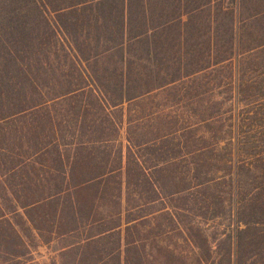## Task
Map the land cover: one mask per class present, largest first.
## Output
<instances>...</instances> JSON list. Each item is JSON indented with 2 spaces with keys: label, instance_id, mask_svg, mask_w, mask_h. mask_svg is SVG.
Here are the masks:
<instances>
[{
  "label": "trees",
  "instance_id": "obj_1",
  "mask_svg": "<svg viewBox=\"0 0 264 264\" xmlns=\"http://www.w3.org/2000/svg\"><path fill=\"white\" fill-rule=\"evenodd\" d=\"M0 264H264V0H0Z\"/></svg>",
  "mask_w": 264,
  "mask_h": 264
},
{
  "label": "rangeland",
  "instance_id": "obj_2",
  "mask_svg": "<svg viewBox=\"0 0 264 264\" xmlns=\"http://www.w3.org/2000/svg\"><path fill=\"white\" fill-rule=\"evenodd\" d=\"M213 229V228H211ZM29 237L26 236L25 234L24 235V240L27 242L28 244V247L30 248V254H28V258H32V259H35L36 261L38 262H43V261H49L50 257L52 255H54V249H55V245H52L50 247L46 246L45 244H43L37 234L33 231H27L25 230ZM211 236H210V239L212 240L213 242V245L215 246V257L219 258L221 257V255L219 254V252H217V244L215 242V235L213 234V232L210 233ZM180 245L183 247V249L185 250H188V246H186L187 244L185 242H182L180 243ZM224 247L223 246V253H224ZM222 248V247H221ZM22 261H25V258L22 260Z\"/></svg>",
  "mask_w": 264,
  "mask_h": 264
}]
</instances>
